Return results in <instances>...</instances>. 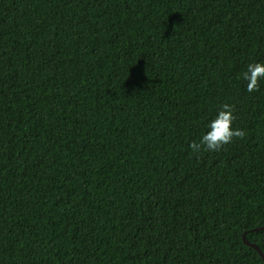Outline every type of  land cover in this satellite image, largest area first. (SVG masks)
Segmentation results:
<instances>
[{"label": "trees", "instance_id": "16d2710c", "mask_svg": "<svg viewBox=\"0 0 264 264\" xmlns=\"http://www.w3.org/2000/svg\"><path fill=\"white\" fill-rule=\"evenodd\" d=\"M253 63L264 0H0V264H264Z\"/></svg>", "mask_w": 264, "mask_h": 264}, {"label": "clouds", "instance_id": "9594fccd", "mask_svg": "<svg viewBox=\"0 0 264 264\" xmlns=\"http://www.w3.org/2000/svg\"><path fill=\"white\" fill-rule=\"evenodd\" d=\"M247 82L246 89L249 93L259 90V81L264 79V63H253L247 66L242 74ZM234 106L224 104L221 106L215 119L208 124V131L199 142L193 141L189 144L194 155H200L203 152H219L224 146L233 142L234 138L244 139L246 133L243 130L233 129Z\"/></svg>", "mask_w": 264, "mask_h": 264}, {"label": "water", "instance_id": "95a60500", "mask_svg": "<svg viewBox=\"0 0 264 264\" xmlns=\"http://www.w3.org/2000/svg\"><path fill=\"white\" fill-rule=\"evenodd\" d=\"M260 230H264V226L262 227H258V228H254V229H251V230H248V231H245L243 234H242V241L245 245H247L248 247H251L253 248L259 255L260 257L262 258L263 262H264V255L262 254V251L259 249L258 246H256L255 244L253 243H250L247 239H246V234L249 233V232H256V231H260Z\"/></svg>", "mask_w": 264, "mask_h": 264}]
</instances>
